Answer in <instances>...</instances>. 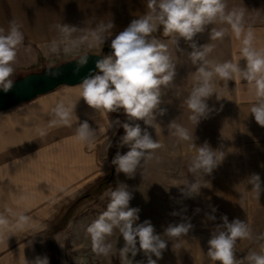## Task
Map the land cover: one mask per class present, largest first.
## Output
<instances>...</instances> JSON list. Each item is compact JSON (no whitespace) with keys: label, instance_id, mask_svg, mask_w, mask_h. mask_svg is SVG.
<instances>
[{"label":"rangeland","instance_id":"obj_1","mask_svg":"<svg viewBox=\"0 0 264 264\" xmlns=\"http://www.w3.org/2000/svg\"><path fill=\"white\" fill-rule=\"evenodd\" d=\"M225 2L229 11L245 9V23L264 21V0ZM143 3L144 0H0V23L15 20L21 25L24 36L13 78L40 71L49 63L57 64L72 58L49 51L50 42L57 38L55 24L62 22L84 27L88 21L91 27L100 19L110 17L114 22L113 35L102 46L110 47L115 35L146 12ZM211 28L230 29L227 24L215 23L194 39L198 45L210 43L213 46L207 57L209 60L226 62L228 32L223 38L210 40ZM151 38L166 45L177 65L176 76L170 89L162 88L166 103L161 107L167 112L157 117L161 128L156 131L149 128L161 147L155 150L154 159L138 169L132 179L123 173L117 175L111 165L118 150L117 141L124 134L122 128L116 131V135L111 129L99 134L89 147L74 138L79 124L75 119L71 127L50 126L52 109L60 102L76 104L78 101L75 114L80 122L87 120L93 128L107 130L111 120H126L123 110L108 115L96 113L82 98L79 99V84L60 86L0 112V212L8 209L13 214L23 213L29 217V223L23 230H14L15 216H9V230L0 242V264H25V260L31 262L37 256L50 257L47 227H53L51 238L60 264H74L73 260L78 256L86 257L87 264H121L118 252L97 256L85 233L86 227L106 209L109 201L105 193L113 190L118 182L127 184L133 193L129 206L140 209L138 223L150 220L158 234H163L169 223L180 222L179 216L171 215L174 210L182 211L187 207L184 214L190 218L193 229L188 236L173 240L172 244L169 242L158 264H218L206 253L210 229L215 223L222 222L221 215H227L230 222L234 218L246 221L254 237L264 234V192L257 200L251 185L245 180L250 174L257 173L264 186V136L260 135L261 130L251 121L240 120L235 105L229 102L227 90H217V78H214V84L221 99L217 100L213 94L208 104L215 110L195 128L190 120L191 112L184 103L197 84L196 66L187 56L191 48L183 38L179 39L177 47L175 41L178 37L164 36L162 27L152 33ZM101 49L83 50L99 52ZM220 82L224 83V80ZM174 119L190 134L195 128L194 142L197 146L207 142L213 149L225 152L223 162L211 176L205 177L207 187L202 188L195 199H182L178 189L185 180L192 179L188 165L195 149L189 147L190 141H181L167 130L168 123ZM138 122L144 127L142 121ZM127 150V147L119 149L121 153ZM212 206L217 209V219L208 221L205 226V214L211 211ZM197 208L201 210L198 213L195 211ZM108 239L118 240L117 248L124 244L118 230ZM261 244L264 240L238 241L235 249L237 259L249 251L260 252ZM135 260H143L146 264L142 252Z\"/></svg>","mask_w":264,"mask_h":264},{"label":"clouds","instance_id":"obj_2","mask_svg":"<svg viewBox=\"0 0 264 264\" xmlns=\"http://www.w3.org/2000/svg\"><path fill=\"white\" fill-rule=\"evenodd\" d=\"M146 9L144 14L133 19L123 31L111 39V54L96 60V70H90L79 83V99L82 98L96 113L108 115L123 110L126 120H111L107 130L93 128L87 120L80 122L75 114L78 101L76 104H56L50 120V126L68 127H71L74 119L78 121L74 138L89 147L95 143L99 134L111 129L113 135H116V131L122 128L124 134L117 141L118 150L111 165L117 175L123 173L129 179L134 178L138 169L153 160L155 150L161 147L153 139L149 128L155 131L161 128L157 117H162L167 112L166 108L161 107L166 103L162 88L170 89L169 86L173 85L176 76L177 65L166 45L155 38L149 39L161 27L164 36L178 37L175 41L177 47L179 39L183 38L191 48L187 56L192 65L196 66L197 84L184 103L191 112L190 120L195 128L215 110L208 104L213 94L217 100L221 99L216 91L214 78L245 81L255 97L250 114L259 126L264 127V48L255 46V31L250 26H245V9L233 8L229 11L225 0H146ZM215 23L227 24L235 38L240 40V60L246 61L243 68L239 62L217 63L209 60L207 57L213 51V46L210 43L198 45L195 41L197 34L203 33L207 26ZM53 27L57 38L50 42L49 51L52 54L63 53L71 56L75 62L73 74L76 75L89 60L88 51L83 49L102 48L113 35L114 22L109 17L107 20L100 19L91 27L88 26V21L84 27L62 22ZM228 30L211 28L210 40L223 38ZM23 40L21 26L15 20L9 22L7 30L0 28V90L5 93L14 85V65ZM179 50L183 52L182 49ZM46 74L52 78L61 75L55 63L47 65ZM138 121H142L144 127ZM195 128L190 134L175 119L167 125L171 134L181 141H190L189 147L195 149V155L188 165L192 179L185 180L178 187L182 199L198 197L201 189L207 187L205 181L208 180L205 177L211 176L225 158L224 151L213 149L207 142L197 146L194 142ZM111 147L110 139L109 148ZM124 147L128 150L121 153L119 149ZM245 180L251 185L255 198L259 200L264 192L260 175L252 173ZM105 195L109 201L106 209L85 229L92 250L97 256H109L118 252L121 264H145L143 260H135L137 254L142 252L146 264H158L169 242L172 244L173 240L178 241L188 236L194 227L190 218L184 214L187 211L185 206L182 211L174 210L171 213L174 217L179 216L180 222L169 223L163 234H158L150 220L138 223L140 209L129 206L134 197L127 184L118 182ZM195 211L198 213L201 210L197 208ZM216 211L212 206L211 211L205 214V226L208 221H216ZM10 215L15 216L14 230H23L29 223V217L23 213L13 214L8 209L0 212V242H3L4 234L9 230ZM220 221L222 222L215 223L210 229L207 240L206 254L210 260L218 264H264V244L260 245V252L249 251L240 259H237L235 251L238 241H261L264 240V234L254 237L249 224L239 218L230 222L227 215H221ZM117 230L124 241L120 248H117L118 240L108 239ZM73 261L74 264H87L84 256H78ZM25 264H49V259L46 256H37L31 262L25 260Z\"/></svg>","mask_w":264,"mask_h":264},{"label":"water","instance_id":"obj_3","mask_svg":"<svg viewBox=\"0 0 264 264\" xmlns=\"http://www.w3.org/2000/svg\"><path fill=\"white\" fill-rule=\"evenodd\" d=\"M105 52H112L111 47L104 46L99 52H88L89 60L87 65L76 75L73 74L75 62L71 58L56 64L61 73L57 78L48 76L46 74L47 66H45L40 71L29 72L24 76L14 79V85L11 90L7 93L0 90V112L8 110L21 103L29 102L40 95L54 91L60 86L78 85L90 70H96V60L102 58L105 55Z\"/></svg>","mask_w":264,"mask_h":264},{"label":"crops","instance_id":"obj_4","mask_svg":"<svg viewBox=\"0 0 264 264\" xmlns=\"http://www.w3.org/2000/svg\"><path fill=\"white\" fill-rule=\"evenodd\" d=\"M143 4L144 7H146V0H144ZM9 22L10 20L8 21V23ZM8 23L6 24L0 23V28H4L5 30H7L9 27ZM245 26L246 27L250 26L255 31V35H256L255 46L257 48H264V21L245 23ZM228 45H229L228 61L239 62V65L243 68L246 65V61L244 59L240 60L241 42L240 40H237L235 38V36L231 33L230 29L228 31ZM220 80L221 79L217 78L216 88L219 92L222 88L227 90L230 97L229 102L235 105L240 120H243L244 122L251 121L256 128H259L261 130L260 135L264 136V127L259 126L255 122L254 117L250 114L249 111L252 104L255 103L254 93L250 89V87L246 85L245 81L224 80V83H222L220 82ZM47 252H48V248H47ZM48 259H49V264H51L50 257H48ZM58 263H59V258H58Z\"/></svg>","mask_w":264,"mask_h":264},{"label":"trees","instance_id":"obj_5","mask_svg":"<svg viewBox=\"0 0 264 264\" xmlns=\"http://www.w3.org/2000/svg\"><path fill=\"white\" fill-rule=\"evenodd\" d=\"M107 53V52H106ZM105 53V55H106ZM53 227H47L46 229V237H47V243H48V249H49V254H50V260H51V264H59L58 263V251L57 248L51 238V230Z\"/></svg>","mask_w":264,"mask_h":264}]
</instances>
